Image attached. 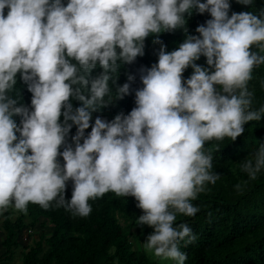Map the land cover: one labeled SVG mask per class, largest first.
<instances>
[{"label":"clouds","instance_id":"clouds-1","mask_svg":"<svg viewBox=\"0 0 264 264\" xmlns=\"http://www.w3.org/2000/svg\"><path fill=\"white\" fill-rule=\"evenodd\" d=\"M193 9L211 16L196 28L199 36L186 35L173 51L154 39L158 61L141 69L135 107L111 121L97 117L85 137L92 112L112 100L117 62L142 56L150 34L187 32L185 13ZM229 9V0H67L66 6L62 0H0V215L10 207L27 214L29 203L47 210L54 202L86 218L90 200L108 192L132 196L142 210L135 224L153 229L142 242L145 253L184 264L180 241L196 236L177 216H195L192 201L220 179L206 142L235 141L247 122L264 115L249 88L253 70L264 65V6L258 14L229 16ZM201 55L209 67L195 63ZM97 64L102 72L89 80ZM189 66L193 72L183 80ZM18 72L32 94L31 110L9 95ZM128 92L124 83L115 97ZM71 98L82 106L73 109ZM68 121L77 126L74 147L66 143ZM239 167L255 180L264 170V143Z\"/></svg>","mask_w":264,"mask_h":264},{"label":"trees","instance_id":"trees-1","mask_svg":"<svg viewBox=\"0 0 264 264\" xmlns=\"http://www.w3.org/2000/svg\"><path fill=\"white\" fill-rule=\"evenodd\" d=\"M62 3L66 6L67 0H62ZM229 3V16L232 12L241 11H254L258 14L259 8L264 6V0H254L252 6L243 5L237 0H229ZM6 12L7 9L5 14ZM208 19H211L209 12L201 14L193 9L191 15L185 13L187 32L183 28H177L150 34L145 38L142 56H137L131 63L118 61L115 82L109 81L112 100L92 112L90 127L84 130L85 137L90 133L91 125L97 117L111 121L115 115H127L135 107V90L143 87L141 69L150 68L158 61L160 45L154 44V39L159 38L166 51L176 50L186 35L199 36L196 28L205 25ZM195 63L209 67L203 55ZM101 72L102 69L97 64L88 79L95 78ZM192 72L190 66L186 68L182 73L183 80H187ZM129 75L133 77L132 80L128 79ZM262 82L264 65L253 70V78L249 82V88L254 90L253 104L256 108L264 105ZM124 83L129 84L128 94L122 98L115 97L116 88ZM88 87L90 88V84ZM82 91L85 96L89 95L87 89ZM9 95L17 100V106L24 105L31 110L32 94L19 72L14 89ZM107 99L106 96L105 100ZM71 103L73 109L82 106V102L74 98H71ZM13 119L20 124L19 115H14ZM60 122H64L63 115ZM68 123L72 124L71 121ZM244 129V133L235 141L226 137L205 144V151L213 150L212 171L218 172L220 179L215 185L206 184L207 191L198 194L197 199L192 201L199 208L195 216H177L176 222H186L196 236L195 242L189 243L187 237L180 241V250L187 254L184 264H264V170L255 180H249L239 167L246 157L258 149L260 143H264V115L259 121L247 122ZM76 131L77 126L72 124L66 136V143L73 147L71 137ZM16 135L19 136V133ZM80 142L83 143V138ZM217 145L219 151L214 150ZM59 150L63 151V146ZM58 160L61 164L64 163L62 156ZM237 184L243 185L242 191L236 190ZM71 194L72 181L69 180L65 198L70 199ZM89 203L92 212L86 218L73 217L63 207H56L54 202L47 210L29 203L27 214L10 207L0 215V230L3 234L0 264H12L17 253L19 264H161L164 257H157L143 250L141 233L149 235L153 229L147 225L135 224L142 210L136 206L134 197L117 196L108 192ZM36 224L41 228L39 235L31 236L30 243L21 244L18 237L26 230L33 232ZM49 226L51 233L46 234L44 228ZM137 236L140 241L138 245L134 241ZM169 261L176 264L172 259Z\"/></svg>","mask_w":264,"mask_h":264},{"label":"rangeland","instance_id":"rangeland-1","mask_svg":"<svg viewBox=\"0 0 264 264\" xmlns=\"http://www.w3.org/2000/svg\"><path fill=\"white\" fill-rule=\"evenodd\" d=\"M138 229V228H137ZM143 228H141L142 230ZM44 230H46V234H50L51 233V227H47V228H44ZM41 231V228L39 226V224H36L35 226V229L33 232L30 233L29 230H26L24 231V234H22L21 236L18 237V240L21 244H26V243H30L31 242V236H35L37 237L39 235ZM148 236V233L146 232H142L141 233V238L143 239V241L141 242H144L146 237ZM3 238V234H2V231L0 230V253H2L3 251V247L1 246V240ZM138 238L139 236H137L136 238H134V241L136 242V244L138 245L140 243V241H138ZM18 253L16 254V257L14 259V262L12 264H19V258H18ZM161 264H171V262L169 261L168 258H164V260L160 261Z\"/></svg>","mask_w":264,"mask_h":264}]
</instances>
